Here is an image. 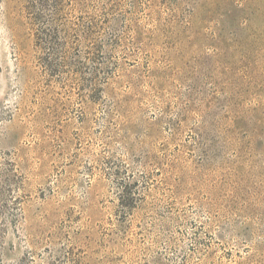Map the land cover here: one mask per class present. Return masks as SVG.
Listing matches in <instances>:
<instances>
[{
  "label": "rangeland",
  "instance_id": "1",
  "mask_svg": "<svg viewBox=\"0 0 264 264\" xmlns=\"http://www.w3.org/2000/svg\"><path fill=\"white\" fill-rule=\"evenodd\" d=\"M0 264H264V0H0Z\"/></svg>",
  "mask_w": 264,
  "mask_h": 264
}]
</instances>
